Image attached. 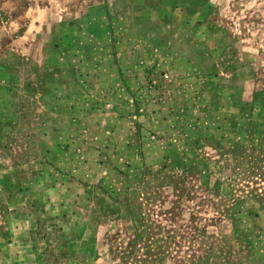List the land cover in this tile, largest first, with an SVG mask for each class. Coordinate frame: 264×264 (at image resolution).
Returning a JSON list of instances; mask_svg holds the SVG:
<instances>
[{"label": "rangeland", "instance_id": "obj_1", "mask_svg": "<svg viewBox=\"0 0 264 264\" xmlns=\"http://www.w3.org/2000/svg\"><path fill=\"white\" fill-rule=\"evenodd\" d=\"M0 264H264V0H0Z\"/></svg>", "mask_w": 264, "mask_h": 264}]
</instances>
